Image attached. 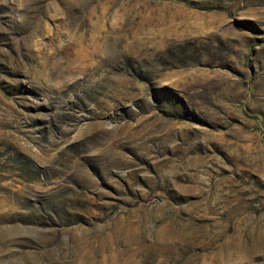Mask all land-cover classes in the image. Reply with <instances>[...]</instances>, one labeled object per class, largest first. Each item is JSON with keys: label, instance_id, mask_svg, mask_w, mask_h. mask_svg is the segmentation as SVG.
<instances>
[{"label": "rangeland", "instance_id": "1", "mask_svg": "<svg viewBox=\"0 0 264 264\" xmlns=\"http://www.w3.org/2000/svg\"><path fill=\"white\" fill-rule=\"evenodd\" d=\"M0 264H264V0H0Z\"/></svg>", "mask_w": 264, "mask_h": 264}]
</instances>
